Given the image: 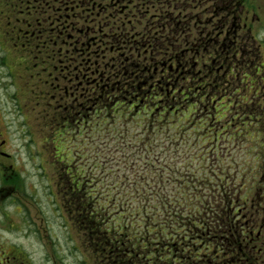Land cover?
Wrapping results in <instances>:
<instances>
[{
  "label": "trees",
  "instance_id": "1",
  "mask_svg": "<svg viewBox=\"0 0 264 264\" xmlns=\"http://www.w3.org/2000/svg\"><path fill=\"white\" fill-rule=\"evenodd\" d=\"M193 6L194 0H159L156 34L132 32L126 25L115 36L105 31L109 37L101 39V49L98 44L88 51L85 40L60 39L57 32L52 39L34 40L31 53L40 69L53 70L72 43V76L78 74V81L82 68L87 74L86 87L63 107L68 115L61 122L92 142L108 124H121V130L112 128L114 138L130 137L128 144L113 143L109 153L93 151L90 161L71 165L72 171L68 161L57 170L61 205L100 264H256L245 229L256 216L246 222L243 209L254 178L231 171L232 163L238 166L231 156L218 171L212 161L222 163L220 157L227 155H219V141L234 138L224 124L242 89L239 75L256 74L260 50L251 36L233 38V30L223 38L201 37L187 11L194 12ZM226 16L218 14L217 29L231 23ZM203 24L206 32L212 30L209 19ZM10 41L16 49L21 40ZM21 42L29 56L27 43ZM56 113L55 118L60 110ZM177 134L181 142L173 143ZM183 143L190 151L180 147ZM127 146L136 148L133 155ZM77 151L59 158L77 160ZM82 182L88 188L83 192Z\"/></svg>",
  "mask_w": 264,
  "mask_h": 264
},
{
  "label": "rangeland",
  "instance_id": "2",
  "mask_svg": "<svg viewBox=\"0 0 264 264\" xmlns=\"http://www.w3.org/2000/svg\"><path fill=\"white\" fill-rule=\"evenodd\" d=\"M1 31L0 25V105L4 107V110H2L4 120L0 119V122L3 124L9 122V129L8 124L7 126L5 124V126L10 143L13 145V148L20 147L21 152L18 154L25 156L23 164L19 167V171L25 183V191L23 193H25V198L27 199L25 205L22 207V211L18 215L19 208H15L17 210H13L10 207L6 208L7 211L5 212L9 215V222L13 225L11 228L18 227L19 230L16 234L4 232L3 235L8 237L9 240L13 239L23 244L24 248H27L29 251L35 250L40 256H43L45 253L48 256H53L56 264H100L88 249V244L83 242L82 231L75 230L61 210L59 204L62 203L60 197L57 199L56 195L58 187H55L56 168L54 158L52 152L47 149L51 150V141L55 133L60 132L55 142L59 154L65 152L63 151L65 147L69 149V152L66 151L68 154L72 153L74 149L80 150L77 153L81 157H77L79 158L77 160H65V157H62L63 162L60 163L61 166L65 161H68V168L71 165L74 168L79 165V162L85 164L90 161L93 151L97 154L99 152L104 153V151L109 153L113 143L119 142L122 144L121 142L123 141L128 144L130 137L126 134L124 138H114L112 128L115 127L121 130V124L113 127L112 124L106 125L104 130H101L99 134H95L96 138L94 142L88 141L85 133L80 135L79 129H76L74 126L69 125L65 129V125L61 122L65 111H62V104L59 106V103H57L63 102L61 101V97H59L61 94H55V89L45 82L49 81L47 73L40 74V67L35 63L34 56L31 53L33 47L36 45L35 42L30 40L31 44L28 45V40H21L26 42L29 47V56H27V53L23 50L21 41H18V46H14L16 48L14 49L9 39L2 38L3 34H1ZM259 37L264 39L262 36ZM25 61L28 63L27 69L24 68ZM78 73L80 72L78 71ZM258 85L260 87H251L249 89L242 86L241 91L235 95L231 114H228L229 118L231 116L236 118L234 127L228 128V131L230 129L228 134L230 136L234 135V138L225 144L221 143V140L219 141L221 145L218 148L219 155L221 153H226L227 155H225L226 157H220L222 163H219V160L212 161L216 169L215 171H218L217 169L226 168L227 162H232L231 158H228V156H231L235 162H238L237 167L236 165L233 166L234 163H232L231 171L235 174L238 172L241 174L243 170L246 177L254 174L253 178L255 182L260 178V173L264 171V81L260 82V84L258 83ZM80 90L81 88L78 91ZM52 95H56L57 102L52 98ZM241 96L247 99H242ZM257 98L260 99L261 106L260 112L259 109L258 111L256 110L255 116L249 114L243 118L242 114L235 113V106L238 102L242 103L243 106L248 104L250 112L251 107L254 106L251 102ZM241 99L242 101H246L247 104H244ZM57 106L61 107L59 109L60 115L55 118L54 114H57L55 113ZM260 113L261 115H259ZM257 117L260 118L257 119ZM233 121L232 119L231 122ZM89 123L91 125L93 121H89ZM84 124L86 125L87 122ZM16 128H18L20 135L16 133ZM83 129L84 131L88 130L90 134V129ZM184 135L185 137L189 136L186 133ZM106 138L109 139V144L102 142ZM176 138L179 139H174L173 143L181 142L180 134H177ZM192 139L193 137H191ZM29 144L34 145L39 150H36L34 147V152L30 151ZM44 144H48V146L44 147ZM187 145L188 143H183L180 147L184 146V148L190 151ZM196 147L192 150H195ZM135 150L136 148L133 150V147L129 148L128 146L125 149L131 155H133V151ZM36 156H39L36 160H42V166L30 167L29 163L32 165V159H35ZM131 161L133 162L134 159L126 160L127 163H131ZM142 167L144 165L139 163L138 170L142 171ZM122 170H126L125 173L128 172L129 176L133 174V171L130 169L124 168ZM231 171L230 173H232ZM133 177L135 178V176ZM127 179L128 181L133 180ZM139 184L132 182L133 186H139ZM63 185L64 183L61 181L60 187L63 188ZM247 193V197H249L251 192ZM240 204H242V200ZM157 206L158 209H154L153 211L158 216L162 208L158 204ZM31 226H34L38 231L37 237L30 234L28 235L29 237L27 236Z\"/></svg>",
  "mask_w": 264,
  "mask_h": 264
},
{
  "label": "flooded vegetation",
  "instance_id": "3",
  "mask_svg": "<svg viewBox=\"0 0 264 264\" xmlns=\"http://www.w3.org/2000/svg\"><path fill=\"white\" fill-rule=\"evenodd\" d=\"M158 2L159 0H0L1 34L3 39L29 38L34 41L39 38L52 39L57 32L56 37L60 39L85 40L84 43L90 51L98 44L101 45V39L109 37L105 31L111 34L119 33L126 25L132 32L144 31L149 35L156 34L158 24L155 25V22L158 21V14L154 8ZM193 8L194 12H191L190 8L187 11L189 15H194L192 20L201 37L205 39H217V36L223 38L231 30L235 33L233 36L235 39L247 35L256 39L258 36H264V0H194ZM219 11L226 13V18L234 27L226 22L217 29ZM207 19L212 25V30L209 32L204 30L203 24ZM162 28L166 31L164 23ZM71 45L72 43L68 45L69 49H61L65 55H61L60 62L53 66V70L46 66L40 71L47 73L49 81L45 82L55 89V94H63L64 96L59 95V97L61 101L65 99L66 103L76 96L79 88L81 92L83 91L85 88L83 79L87 77V74L81 70V78L77 81L78 74L73 78ZM114 45L115 43L110 44V49H113ZM104 46L105 44L98 48ZM52 78L56 81L55 85ZM52 98L57 102L56 95H52ZM57 103L59 106L62 104V102ZM2 110L4 107L0 105V116H2L0 119H3ZM8 123L5 122L6 126ZM5 124L0 122V264H56L53 256H48L46 253L40 256L35 250L29 251L23 244L13 239L9 240L3 235L4 232L16 234L19 230L18 227L11 228L13 225L9 222L6 208L10 207L13 210L19 208L18 215L27 201L23 193L25 183L19 171L25 156L18 154L21 152L20 147L13 148ZM15 130L20 135L18 128ZM43 146L47 147L48 144ZM50 146L52 149L54 145L50 144ZM34 147L29 144L30 151L34 152ZM35 149L39 150L36 147ZM47 150L51 151L49 148ZM37 157L39 156L32 159V165L29 163L30 167L42 166V160H36ZM259 176L260 178L252 186L255 188L247 187V192H251V195L247 197V193L243 209L247 222L253 215L256 216L254 225L250 221V224L245 226L248 237L246 246H250V250L256 252L254 255L256 264H264V171ZM37 233L35 227L31 226L27 236L30 234L37 237Z\"/></svg>",
  "mask_w": 264,
  "mask_h": 264
}]
</instances>
